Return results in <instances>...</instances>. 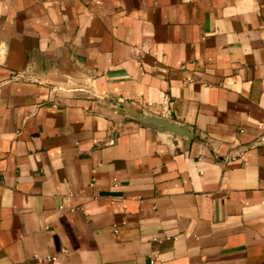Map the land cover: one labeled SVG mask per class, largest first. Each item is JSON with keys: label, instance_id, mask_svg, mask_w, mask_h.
Listing matches in <instances>:
<instances>
[{"label": "crops", "instance_id": "crops-1", "mask_svg": "<svg viewBox=\"0 0 264 264\" xmlns=\"http://www.w3.org/2000/svg\"><path fill=\"white\" fill-rule=\"evenodd\" d=\"M260 125L264 0H0V264H264Z\"/></svg>", "mask_w": 264, "mask_h": 264}, {"label": "water", "instance_id": "water-1", "mask_svg": "<svg viewBox=\"0 0 264 264\" xmlns=\"http://www.w3.org/2000/svg\"><path fill=\"white\" fill-rule=\"evenodd\" d=\"M108 102L115 108L121 109L127 118L136 121L141 127L152 129L159 134L168 135L180 143L183 151L189 150L195 137L191 126L172 120L166 114L163 116L149 114L117 100H108Z\"/></svg>", "mask_w": 264, "mask_h": 264}, {"label": "built area", "instance_id": "built-area-1", "mask_svg": "<svg viewBox=\"0 0 264 264\" xmlns=\"http://www.w3.org/2000/svg\"><path fill=\"white\" fill-rule=\"evenodd\" d=\"M192 81H193V78H192V77H188V78L185 80V83H190V82H192ZM150 106H152V105H151V104H148L147 107H150ZM259 129L264 131V125H260ZM50 260L55 261L56 258L53 257V258H50Z\"/></svg>", "mask_w": 264, "mask_h": 264}, {"label": "rangeland", "instance_id": "rangeland-1", "mask_svg": "<svg viewBox=\"0 0 264 264\" xmlns=\"http://www.w3.org/2000/svg\"><path fill=\"white\" fill-rule=\"evenodd\" d=\"M123 114V113H122Z\"/></svg>", "mask_w": 264, "mask_h": 264}]
</instances>
